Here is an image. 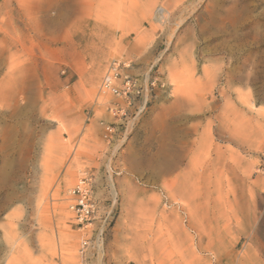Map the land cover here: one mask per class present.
<instances>
[{"label": "rangeland", "instance_id": "rangeland-1", "mask_svg": "<svg viewBox=\"0 0 264 264\" xmlns=\"http://www.w3.org/2000/svg\"><path fill=\"white\" fill-rule=\"evenodd\" d=\"M87 1L0 0V264H264V0Z\"/></svg>", "mask_w": 264, "mask_h": 264}, {"label": "built area", "instance_id": "built-area-1", "mask_svg": "<svg viewBox=\"0 0 264 264\" xmlns=\"http://www.w3.org/2000/svg\"><path fill=\"white\" fill-rule=\"evenodd\" d=\"M110 79L112 80V76H110L109 74L104 78V87L116 93L117 90L111 86L112 84L110 83ZM83 185L84 183H82V186H78L75 189V192L77 193V198L74 210L76 212V219L79 222H83L92 213L91 205L88 201V192Z\"/></svg>", "mask_w": 264, "mask_h": 264}, {"label": "bare ground", "instance_id": "bare-ground-1", "mask_svg": "<svg viewBox=\"0 0 264 264\" xmlns=\"http://www.w3.org/2000/svg\"><path fill=\"white\" fill-rule=\"evenodd\" d=\"M81 1V3L80 4H82V5H85L86 6V4L88 3V1L87 0H80ZM76 4V3H75ZM68 5H70V7H73L74 6V2H69L68 3ZM159 9V10H158ZM157 9V11H159L163 16L167 13V11L164 9V8H162V7H159ZM158 12V13H159ZM88 14L87 15H85L84 17H81V19H85V20H87V18H88ZM64 19L65 20H74L75 22H76V18L73 16V12L71 11H67V13H66V15L64 16ZM111 80V79H110ZM110 83L112 84V80L110 81ZM115 89V88H114ZM168 165V164H167ZM180 190V189H179Z\"/></svg>", "mask_w": 264, "mask_h": 264}]
</instances>
